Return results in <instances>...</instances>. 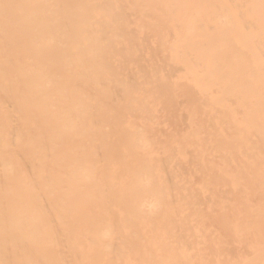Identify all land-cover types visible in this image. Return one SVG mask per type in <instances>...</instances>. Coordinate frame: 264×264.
I'll return each mask as SVG.
<instances>
[{"label":"bare ground","instance_id":"1","mask_svg":"<svg viewBox=\"0 0 264 264\" xmlns=\"http://www.w3.org/2000/svg\"><path fill=\"white\" fill-rule=\"evenodd\" d=\"M0 264H264V0H0Z\"/></svg>","mask_w":264,"mask_h":264}]
</instances>
